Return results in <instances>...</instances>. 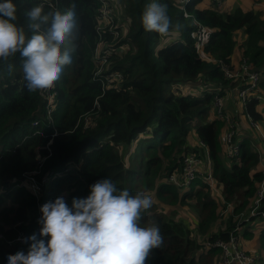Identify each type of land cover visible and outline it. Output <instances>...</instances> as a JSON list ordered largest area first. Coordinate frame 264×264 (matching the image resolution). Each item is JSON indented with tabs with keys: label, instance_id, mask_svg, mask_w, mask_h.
Masks as SVG:
<instances>
[{
	"label": "trees",
	"instance_id": "1",
	"mask_svg": "<svg viewBox=\"0 0 264 264\" xmlns=\"http://www.w3.org/2000/svg\"><path fill=\"white\" fill-rule=\"evenodd\" d=\"M119 1L116 37L107 28L96 30V0H13L15 23L26 29L32 7L42 5L47 13L75 3L78 29L73 64L55 83L53 112L45 110L43 91L26 88L19 54L0 65V264L27 252L28 244L13 239L18 232L39 233L44 203L63 196L71 206L74 197L86 198L90 185L106 178L119 190L152 197L141 226L158 225L163 245L146 264H220L215 244L231 236L242 250L255 242V254L245 251L253 255L252 264H264V220L249 217L263 177L259 134L239 128V155L227 158L220 143L224 121L213 108L217 90L223 97L236 86L223 70L235 49L238 63L247 59L264 76V14L243 3L222 7L227 0H155L167 6L171 26L165 35L143 27L142 14L153 0ZM110 73L119 75L112 84L104 79ZM259 89L264 91V79ZM258 103L249 98L242 115L261 123ZM233 120L239 127L237 116ZM186 155L204 165L202 177L180 186ZM206 158L217 195L206 180ZM70 163L75 169L65 171ZM29 172L43 185L49 181L38 199L23 184ZM182 211L190 218L177 215ZM257 211H264V194Z\"/></svg>",
	"mask_w": 264,
	"mask_h": 264
},
{
	"label": "clouds",
	"instance_id": "2",
	"mask_svg": "<svg viewBox=\"0 0 264 264\" xmlns=\"http://www.w3.org/2000/svg\"><path fill=\"white\" fill-rule=\"evenodd\" d=\"M75 9L72 3L65 11L45 13L42 5L34 6L26 12V29L15 23L18 8L13 0L0 2V65L19 54L28 91L55 93V83L73 64L78 29ZM142 24L146 31L166 35L171 26L167 6L153 0L142 14ZM54 97L48 107L51 112ZM74 169L68 166L65 171ZM35 173H26L23 184L38 199L47 187L35 180ZM152 206L149 195L119 190L108 178L98 180L90 185L86 198L74 197L71 206L63 196L44 203L39 233L27 237L18 232L13 241L21 244L16 237L22 234L21 245L28 244V250L10 254L7 264H146L152 251L163 245L158 225L141 226L143 213Z\"/></svg>",
	"mask_w": 264,
	"mask_h": 264
},
{
	"label": "built area",
	"instance_id": "3",
	"mask_svg": "<svg viewBox=\"0 0 264 264\" xmlns=\"http://www.w3.org/2000/svg\"><path fill=\"white\" fill-rule=\"evenodd\" d=\"M99 3V8L96 16L97 26L96 30L101 32V29L107 28L110 34H114L116 37L118 36L115 31V26L112 25V22H106L109 14L112 11L115 0H96ZM197 40H201V32L202 29L198 28ZM231 68V69H229ZM224 74L228 80L236 83L235 92L238 102L241 105H244L245 102L249 98H253L258 100L260 103L264 101V95L262 91L259 89L260 82L262 80V74L254 69H252L251 64L246 60H242L238 63L237 66H224L223 68ZM119 75L116 73H110L104 76V79H107V83L112 84L114 82L113 79L118 78ZM106 85V83H104ZM46 103H47V112H51V108H48L53 100V96L55 93H50L49 90L44 91ZM213 108L214 113L217 118H220L225 122V131L220 136V143L225 151L227 158H236L239 155L240 147L239 143L234 142V136L237 127L234 123H232L224 111V106L222 102V96L219 94L217 90L213 97ZM249 125L252 129H254L260 137L264 140L263 134L259 132V123L252 121L249 119ZM259 151V150H258ZM198 161L194 159L192 155H186L183 158V170H182V179L183 182L180 183V186L188 185L196 178L202 177L201 172L197 168ZM262 180L258 185V189L256 192V197L254 200V207L250 210L249 217L258 216L264 220V211H257L258 202L263 198L264 194V159L262 163ZM206 180L209 182V185L213 187V181L210 173L207 174ZM177 182V180H176ZM36 195L39 194L38 189L34 190ZM1 237V234H0ZM23 238H25L22 234H19L16 237V240L23 244ZM216 247H219L221 250L220 254V264H252L254 262L253 255L242 250L239 246V240L236 236H231L228 242H217L215 244Z\"/></svg>",
	"mask_w": 264,
	"mask_h": 264
},
{
	"label": "rangeland",
	"instance_id": "4",
	"mask_svg": "<svg viewBox=\"0 0 264 264\" xmlns=\"http://www.w3.org/2000/svg\"><path fill=\"white\" fill-rule=\"evenodd\" d=\"M241 3H243L244 5H246V6H248V7H251L254 11H256V12H262L263 14H264V0H227L226 2H225V5H222V7L224 6V7H227V8H231L232 6H234V5H237V4H241ZM243 5V6H244ZM123 8V4L118 0V1H116V3H114V6H113V8H112V11H111V13L109 14V16H108V18L106 19V22H112L111 24L112 25H114V26H116V25H118L119 26V28L122 26V17H121V13H122V9ZM197 36V35H196ZM203 37L201 36V39H202ZM238 40L240 39V35H239V37L237 38ZM197 50H199V52H200V48H197ZM201 56L202 57H204V58H206V59H211L209 56H207V55H204V54H201ZM238 57H239V51L237 50V49H235V51H234V53H233V56H232V59H231V63L232 64H230L229 63V65L230 66H237L238 65V62H239V59H238ZM242 60H244V58L242 59ZM247 60V59H246ZM263 79H264V77H263ZM196 83V86L199 84V83H202L201 81H196L195 82ZM201 86V85H200ZM184 88V90L185 89H189L188 87H183ZM191 88V87H190ZM210 90V89H209ZM228 100H230L232 103H231V105L229 106L230 108H232V106L235 104V106H239V102H238V100H237V97H236V92H235V88H233L230 92H228L227 94H225L223 97H222V102H223V106L225 107V108H227L226 106V103H227V101ZM226 114H227V116L229 117V119H230V121L232 122V123H234V120H233V118L234 117H236V116H234V113L233 112H230V111H227L226 110V112H225ZM89 117L90 116H87L86 118V120H88L89 119ZM235 124V123H234ZM260 124V123H259ZM224 125H225V122H224ZM238 130H239V127H237V129H236V132H238ZM259 132L261 133V134H263V131H262V129L259 127ZM260 136V135H259ZM49 144V143H48ZM254 144V143H253ZM254 148H255V146H254ZM130 151L131 152H136L135 151V146H134V143L132 144V146H131V149H130ZM224 153H225V151H224ZM225 156H226V154H225ZM227 157V156H226ZM194 159L196 160V161H199V159H197L196 157H194ZM261 159V156H259V160ZM205 160V159H204ZM129 161V160H128ZM128 161L127 162H125V164H127L128 163ZM205 162L207 163L206 164V167H207V174L208 173H210V170H211V166H210V164H209V160H208V158H206V160H205ZM204 161H202V163H205ZM74 166H75V164L74 163H70V165H69V168L70 169H73L74 168ZM202 166H204L203 164L201 165V163H199L198 162V165H197V168H198V170H201V168H202ZM76 167V166H75ZM201 167V168H200ZM262 167V166H261ZM201 175H202V173H201ZM169 178H170V180H172V181H174V182H176V176H175V174H170V176H169ZM28 181V180H27ZM48 184H49V181H47L46 182V187L48 186ZM211 190L213 191L212 193L214 194V195H217V189L213 186L212 188H211ZM184 207L185 206H188V204L185 202V204L183 205ZM185 209V208H184ZM177 215H181V216H183L184 218H190L189 217V214L186 212V211H182L181 213H177ZM20 223V222H19Z\"/></svg>",
	"mask_w": 264,
	"mask_h": 264
},
{
	"label": "crops",
	"instance_id": "5",
	"mask_svg": "<svg viewBox=\"0 0 264 264\" xmlns=\"http://www.w3.org/2000/svg\"><path fill=\"white\" fill-rule=\"evenodd\" d=\"M262 94L264 95V91H262ZM231 103L232 102L230 100L227 101V103H226L227 111L233 112L234 116H237L238 121H239V128L241 130L243 128H245L246 131H248L249 129L251 131H253V129L249 125L248 119L244 115H242V106L240 104H239V106H235V104H234L232 106V108H230L229 106L231 105ZM258 110L264 114V101L261 102V103H258ZM259 125H260V128L263 131V136H264V121L261 122ZM261 143H262L263 147L260 146ZM256 144L258 146L259 156H261V159H260L261 164L260 165L262 166V162H263V159H264V140L258 136ZM243 248H244V250H249V252H251L252 254L253 253L255 254V252H256V243L253 242V241L251 243L246 242L243 245Z\"/></svg>",
	"mask_w": 264,
	"mask_h": 264
}]
</instances>
